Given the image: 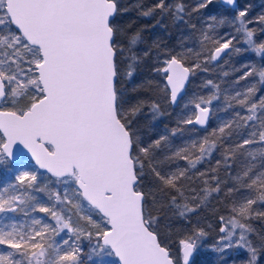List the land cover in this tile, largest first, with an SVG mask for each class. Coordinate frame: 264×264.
Here are the masks:
<instances>
[{
	"label": "snow or ice",
	"instance_id": "snow-or-ice-1",
	"mask_svg": "<svg viewBox=\"0 0 264 264\" xmlns=\"http://www.w3.org/2000/svg\"><path fill=\"white\" fill-rule=\"evenodd\" d=\"M212 4L199 0L188 9L182 2L157 0L147 8L139 3L137 7L144 17L159 13L182 20ZM221 4L229 6L227 14L209 17L215 25L201 30L200 50L169 53L166 66L155 70L167 73L169 100L176 104L197 69L208 71L207 65L241 53L233 41L242 36L244 51L259 57V66L246 62L242 67L247 70L234 83L249 78L254 82L225 100L227 108L238 106L247 115L237 111L238 119L226 120L200 140L172 150L169 135L150 142L142 139L137 118L146 102L133 100L122 87L136 71L140 56L135 49L143 43V32L127 31L119 19L127 10L120 0H0V165L15 161L18 154L22 166L32 165L22 167L16 183L0 191V214L39 212L55 221L52 225L33 219L29 230L14 222L0 224V246L6 249L0 251V264H83L84 239L91 244L89 261L114 256V264H195L194 254L207 233L194 229L174 254L168 225L161 229L162 212L171 207L186 217L207 207L222 191L233 198L226 205L227 220L219 218L223 235L214 251L224 254V264L229 250L245 251L241 264H262L264 233L251 221L264 219V95H258V85L264 86V39H259L264 36V13L250 17L251 5L241 6L238 0ZM226 23L234 31L218 34L216 29ZM207 84L219 92L218 84ZM219 99L215 94L200 97L194 104L198 114L178 123L206 126L209 106ZM150 108L153 119L163 114L155 101ZM181 131L174 128L170 135ZM233 136L240 141L228 144ZM162 145L171 150L163 159L157 155ZM218 147L226 168L238 153L244 157L240 171L224 191L226 181L217 174V160V167L197 173L203 184L197 192L188 183L193 179L189 173L210 162ZM178 160L186 166L165 167ZM48 174L54 187L47 189V203L26 195L32 188L45 192L41 185ZM18 186L25 193L13 194ZM61 233L67 238L50 242Z\"/></svg>",
	"mask_w": 264,
	"mask_h": 264
},
{
	"label": "trees",
	"instance_id": "trees-1",
	"mask_svg": "<svg viewBox=\"0 0 264 264\" xmlns=\"http://www.w3.org/2000/svg\"><path fill=\"white\" fill-rule=\"evenodd\" d=\"M120 2L121 5L127 9L121 12L119 18L122 24L127 28V31L129 33H134L138 30H142L143 32V43L139 44L135 49L136 53L140 56V60L136 64V71L130 80L124 79L122 81V87L133 100L140 99L146 102L143 112L137 118L141 137L144 141L150 142L158 139L161 135H169V139L173 145L172 150H175V148L191 143L192 140H200L212 129H216L222 125L226 120L238 119L235 117L237 111H239L242 116L247 115V112L238 106L227 108L225 100V96L234 94L235 90L244 91L250 82H254L253 78H249L248 81H240L239 84L234 83L237 78L247 70L242 66L246 62H251L253 66H259V57L251 52L244 51L247 45L240 42L243 39L242 36L239 37L237 41H233L236 47L242 49L241 53L232 55L226 59V62L222 58L221 61L207 65L208 71L197 69L194 75H190L182 99L180 98L175 106H173L169 100V91L165 84V73L155 70L157 68L162 69L165 66L164 61L167 59V54L169 53L174 55L176 52L184 51L188 48H192L194 52L199 51L201 30L206 29L208 24L215 25V21L211 20L209 17L215 15L217 19H220L222 15L227 14L226 9H228L229 6L222 5L219 0H213V4L209 5L207 9H202L199 12H192L190 16L185 15L182 20H176L171 14L161 16L158 13L152 17L140 15L141 9L137 7L138 3L147 8L155 4L157 0H120ZM181 2L186 8L191 9L199 3V0H167V3L171 5ZM238 4L244 7L251 5V10L249 11L250 17L264 13V0H239ZM231 18V16L228 17V19ZM193 24L196 25L195 28L191 27ZM233 31V28L228 23L216 29L218 34ZM259 39H264V36H260ZM145 51L148 52L147 56L143 55ZM125 55L127 56L128 53H125ZM189 58L194 59L192 56ZM225 72L228 73L227 76L224 75ZM209 80H212L213 83L220 86L219 92L211 85L207 84ZM147 82H151V84L149 85ZM258 87H261V91L258 95H264V86L258 85ZM134 88L137 90L133 91ZM214 94L219 95L220 99L214 100L210 105L212 110L211 117L206 126L198 127L195 125L178 123L179 120L194 115V104L199 102L200 97L208 98ZM153 101L160 105V112L163 113L155 119H153L154 114L150 108V104ZM177 127L181 128L183 131L177 132L175 136H171V130ZM247 131H249V129L244 130L245 134ZM240 139V137L233 136L227 143L232 144L233 142H239ZM246 147L251 149L253 146ZM243 151V149L240 150L241 153ZM157 155L163 159L165 155H171V150L162 145ZM243 159L244 157L238 153L234 161H229L231 167L226 168L223 163L221 149L218 147L212 153L210 162L206 160L198 165L197 169L189 173L193 179L188 183L199 192L203 184L202 178L198 177L197 173L217 167L216 161L221 160L217 174L222 180L226 181V184L222 185V189L226 191V188L232 186L234 183L232 177L240 171V164ZM177 164L180 167H185L187 162L178 160L176 163L170 165L166 164L165 167L175 169ZM20 167V161H9L1 165L0 191L9 184L16 183L15 176ZM209 175H211V173H209ZM40 179L41 177L38 176V182ZM49 181L50 174L44 177V184L41 185L42 187L46 186L45 192H37L35 188H32L27 189L26 195L35 196L38 200L47 203V189L54 187V184ZM9 192L11 193L12 190L9 189ZM20 193H25L23 187H19V191L13 194ZM186 194L189 196L195 195V193L190 192H186ZM239 195V193H236L235 198L238 199ZM232 198L233 197L226 198L223 191L219 195L214 194V196L210 198L207 207L198 208L196 213H189L186 217H180L178 215V209H173L171 207L165 208L161 216V229L165 231L163 226L168 225L166 231L168 233V245L171 251L175 254L181 247L180 241L182 239L187 238L194 229L202 228L207 233V236L202 238L201 246L198 247L197 253L194 254L195 264H224V261L221 260V256L224 254L214 251L213 246L216 244L218 238L223 235V233L220 232V228L224 222L219 218L224 216L225 220H227L229 217L230 213L226 205ZM34 202L35 201H29V203ZM190 203L192 206H195L196 201L190 200ZM57 210H59V208ZM93 218L98 219L95 216ZM33 219H41L42 223L55 225V221L51 219L50 215L44 213L29 211V214L25 215L24 212L18 210L16 213L0 214V224L14 222L18 225H23L25 230L31 228ZM73 219H75V216ZM251 224L259 232L264 233V219H254L251 221ZM62 238H67V235L61 233L60 236H53L50 242L60 243ZM81 243L83 247V264H114L116 261L114 256H104L103 259L94 256L93 260L89 261L87 257L90 254L91 244L87 239L82 240ZM4 250L6 249L0 246V251ZM245 256L246 253L244 250H229L225 259H227L228 264H241V260ZM107 258H109V260ZM262 264H264V258H262Z\"/></svg>",
	"mask_w": 264,
	"mask_h": 264
},
{
	"label": "water",
	"instance_id": "water-1",
	"mask_svg": "<svg viewBox=\"0 0 264 264\" xmlns=\"http://www.w3.org/2000/svg\"><path fill=\"white\" fill-rule=\"evenodd\" d=\"M220 2H221V0H219ZM239 1V0H238ZM166 66V65H165ZM164 66V67H165ZM166 76H167V73H165V84H166V86H167V88H168V91H169V88H170V86L167 84V80H166ZM189 78H190V76H189ZM188 81H189V79H188ZM188 81L186 82V84H185V89L183 90V92L181 93V97H182V95L184 94V92H185V90H186V87H187V84H188ZM179 99H180V97H178V101H179ZM178 101H177V103H178ZM171 103V102H170ZM176 103V104H177ZM172 104V103H171ZM176 104H172L173 106H175ZM203 106V105H202ZM210 108H211V106H209ZM212 111V110H211ZM211 111H210V113H209V120H210V117H211ZM195 114H198V110L195 108V113H194V115ZM194 115L192 116V117H194ZM209 122V121H208ZM195 126H198V127H204V126H200V125H195ZM21 160V158H20V156H19V154L17 155V159L15 160V161H20ZM41 171H43V170H41ZM116 259L118 260V258L116 257Z\"/></svg>",
	"mask_w": 264,
	"mask_h": 264
},
{
	"label": "rangeland",
	"instance_id": "rangeland-1",
	"mask_svg": "<svg viewBox=\"0 0 264 264\" xmlns=\"http://www.w3.org/2000/svg\"><path fill=\"white\" fill-rule=\"evenodd\" d=\"M22 167L25 169V170H27V169H31L32 168V165L31 164H29V163H27V162H25V164L22 166L21 165V167L19 168V170L17 171V174L19 173V171L22 169ZM0 170H1V165H0ZM237 231H239V230H237ZM116 258V257H115ZM108 260H109V258H107ZM117 260V259H116Z\"/></svg>",
	"mask_w": 264,
	"mask_h": 264
}]
</instances>
